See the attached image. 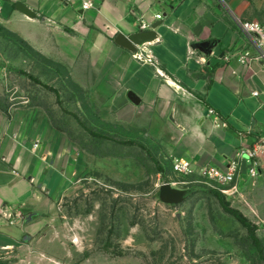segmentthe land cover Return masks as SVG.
I'll list each match as a JSON object with an SVG mask.
<instances>
[{
  "label": "rangeland",
  "instance_id": "374dc122",
  "mask_svg": "<svg viewBox=\"0 0 264 264\" xmlns=\"http://www.w3.org/2000/svg\"><path fill=\"white\" fill-rule=\"evenodd\" d=\"M16 1L0 0V112L22 120L42 154L32 185L45 202L2 216L23 228L35 215L41 230L2 242L0 264H264V169L230 186L174 173L159 139L113 120L96 92L98 63L74 30L62 27L71 42L59 43L41 15L13 20ZM165 184L190 191L187 201L162 203Z\"/></svg>",
  "mask_w": 264,
  "mask_h": 264
},
{
  "label": "crops",
  "instance_id": "0c3cea01",
  "mask_svg": "<svg viewBox=\"0 0 264 264\" xmlns=\"http://www.w3.org/2000/svg\"><path fill=\"white\" fill-rule=\"evenodd\" d=\"M19 2L58 30L59 43H85L98 63L96 92L113 120L151 133L172 161L189 158L198 168L224 169L236 151L264 137V45L239 24L264 26V0H96L86 13L80 0H17L14 7ZM22 17L17 11L13 20ZM142 23L158 27L137 55L115 44L117 35H134ZM62 27L75 38L64 36ZM23 128L17 116L0 112V244L41 230L37 218L20 228L2 217L43 212L45 201L32 185L42 154L34 155Z\"/></svg>",
  "mask_w": 264,
  "mask_h": 264
},
{
  "label": "built area",
  "instance_id": "2783aa9c",
  "mask_svg": "<svg viewBox=\"0 0 264 264\" xmlns=\"http://www.w3.org/2000/svg\"><path fill=\"white\" fill-rule=\"evenodd\" d=\"M66 5H72L78 0H58ZM96 0H80V8L83 12H90L95 9ZM158 19L161 16L157 17ZM242 31L251 36L254 41L257 40L259 46L264 45V26L257 23H239ZM151 26L142 23L140 32L148 31ZM256 43V42H255ZM247 57L242 58V63L245 64ZM264 60V53L259 57ZM148 63L156 64L153 58H148ZM264 70V64H263ZM254 96H259V93H254ZM222 127L227 125L223 123ZM173 172L176 174H199L209 180L222 186H230L241 179V176L246 172L250 179H255L261 176V171L264 169V137L256 141L254 146L240 148L230 159L228 166L224 169L204 166L196 167L189 158H181L172 162Z\"/></svg>",
  "mask_w": 264,
  "mask_h": 264
},
{
  "label": "water",
  "instance_id": "95a60500",
  "mask_svg": "<svg viewBox=\"0 0 264 264\" xmlns=\"http://www.w3.org/2000/svg\"><path fill=\"white\" fill-rule=\"evenodd\" d=\"M16 10L24 15L25 17L34 20L37 17L36 12L28 8L26 5L23 3H16L15 5ZM158 26H154L151 28L149 31H143V32H138L134 35H131L129 37L119 34L115 38V44L133 55H137L139 53V50L141 47H143L145 44L149 43L155 38V29ZM211 46L209 43L203 44L204 48H209ZM131 100H134L132 96ZM190 196V191H182V190H177L172 188L170 184H165L160 188L159 191V199L162 203L170 206H179L185 201ZM34 215H30L26 219V224H29L30 222L33 221Z\"/></svg>",
  "mask_w": 264,
  "mask_h": 264
},
{
  "label": "trees",
  "instance_id": "16d2710c",
  "mask_svg": "<svg viewBox=\"0 0 264 264\" xmlns=\"http://www.w3.org/2000/svg\"><path fill=\"white\" fill-rule=\"evenodd\" d=\"M217 198L219 199V201L221 202L224 210L231 216L233 217L235 220H237L244 228H246V230L248 231V233L250 234V236L252 237L253 241H255V243L258 244V240L257 237L255 235V230L256 228L254 226H252L250 223L247 222V220L238 212H236L235 210L229 208V205H225L224 204V198L222 196H220L219 194L217 195Z\"/></svg>",
  "mask_w": 264,
  "mask_h": 264
}]
</instances>
